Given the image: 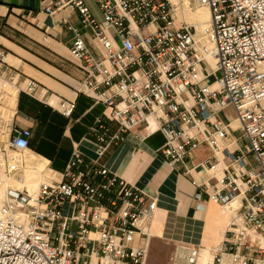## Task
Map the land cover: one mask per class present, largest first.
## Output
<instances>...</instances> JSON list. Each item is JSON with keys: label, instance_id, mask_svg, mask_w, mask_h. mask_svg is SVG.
<instances>
[{"label": "built area", "instance_id": "built-area-1", "mask_svg": "<svg viewBox=\"0 0 264 264\" xmlns=\"http://www.w3.org/2000/svg\"><path fill=\"white\" fill-rule=\"evenodd\" d=\"M89 1L100 19L85 0L40 4L46 15L76 13L99 49L97 56L66 23L70 56L85 74L80 93L102 104L116 126L112 131L99 117L88 129L98 155L139 128L145 140L151 121L164 139L161 155L174 169L205 147L208 177L192 181L193 199L198 209L208 201L229 214L211 264H264V0H195L210 15L203 40L177 21L171 0ZM3 27L0 18V40ZM6 57L0 42V95L18 90ZM23 86L38 97L36 82ZM73 110L72 103L60 104L65 117ZM30 136L12 128L8 148L26 151ZM15 181L22 187L5 188L0 198V264H146L156 201L104 165L76 150L60 181L42 182L32 193L24 177ZM198 259L197 248L178 245L169 262Z\"/></svg>", "mask_w": 264, "mask_h": 264}, {"label": "crops", "instance_id": "crops-1", "mask_svg": "<svg viewBox=\"0 0 264 264\" xmlns=\"http://www.w3.org/2000/svg\"><path fill=\"white\" fill-rule=\"evenodd\" d=\"M88 6L100 19L98 9L93 4ZM0 18L4 23L0 42L7 54L6 62L19 77L18 90H7L0 95V109L4 110L0 111V188L5 183L13 188L22 187L14 186L18 177H24L27 190L42 182H58L77 150L156 201L148 264L159 257L157 244L168 246L163 262L169 259L175 246L186 245L198 249L197 264H211L212 250L227 228L229 214L208 201L198 209L193 199L196 190L192 181H204L208 177L202 164L209 157V150L199 148L186 160V169H174L161 155L164 139L151 121L154 130L145 140L139 138L138 135H144L139 128L99 156L88 129L99 117L110 124L112 131L116 126L110 123L109 111L102 104L80 93L85 74L81 64L70 56L72 34L66 23L84 34L93 53L97 56L100 53L91 36L82 29L77 14L64 11L46 15L40 0H0ZM26 80L38 84L37 98L23 92ZM62 102L74 105L69 117L60 112ZM12 128L30 131L26 151L8 148ZM239 135L235 130L233 136ZM7 170L14 174L12 179L4 174Z\"/></svg>", "mask_w": 264, "mask_h": 264}, {"label": "bare ground", "instance_id": "bare-ground-1", "mask_svg": "<svg viewBox=\"0 0 264 264\" xmlns=\"http://www.w3.org/2000/svg\"><path fill=\"white\" fill-rule=\"evenodd\" d=\"M171 2L173 5L177 6L178 0H171ZM186 2L188 4V7L190 8V10L189 9L187 10L189 17H188V19L185 20V22L189 25L191 24L196 29V32H197L199 39L203 40L204 36L207 33L206 31L210 25L209 11L206 8L198 7L196 5L195 0H186ZM205 10L207 13L205 12ZM207 22H208V28H207ZM0 179H2V178H0ZM5 187H9V186H7L5 183L4 186L1 188H5ZM234 203H239V200L236 199L232 205H234Z\"/></svg>", "mask_w": 264, "mask_h": 264}, {"label": "rangeland", "instance_id": "rangeland-1", "mask_svg": "<svg viewBox=\"0 0 264 264\" xmlns=\"http://www.w3.org/2000/svg\"><path fill=\"white\" fill-rule=\"evenodd\" d=\"M87 2V4H91V2L89 0H85ZM172 3V2H171ZM173 5V4H172ZM174 9H175V14H176V17H178L177 21L179 23H186L185 20L188 19V12L187 10L190 8L188 7V4L186 2V0H178V3H177V6L173 5ZM206 12V10H205ZM207 13V12H206ZM187 24V23H186ZM189 25V24H188ZM191 25V24H190ZM192 26V25H191ZM207 28H208V22H207ZM208 30V29H207ZM207 32V31H206ZM197 34V32H196ZM197 39H199L198 35H197ZM1 112H4L3 109H0ZM231 111L230 110H226V115L229 116V118H232V114L230 113ZM20 154V153H19ZM21 157V155H19ZM40 184V183H39ZM38 184V185H39ZM19 186L17 183H14V186ZM38 185H35V187L32 189L31 187L29 188L28 187V190H33V192H35L38 188ZM4 190L5 188H0V198L3 197L4 195ZM31 193V192H30ZM156 248L158 250V259H153L150 264H170L169 262V259L167 261H164L163 262V258L167 255V249H168V246L166 245H161V244H157L156 245ZM148 264V260H147V263Z\"/></svg>", "mask_w": 264, "mask_h": 264}]
</instances>
